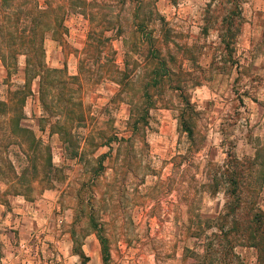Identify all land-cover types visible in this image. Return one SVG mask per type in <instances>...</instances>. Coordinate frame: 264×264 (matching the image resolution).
I'll use <instances>...</instances> for the list:
<instances>
[{
    "label": "rangeland",
    "instance_id": "rangeland-1",
    "mask_svg": "<svg viewBox=\"0 0 264 264\" xmlns=\"http://www.w3.org/2000/svg\"><path fill=\"white\" fill-rule=\"evenodd\" d=\"M104 1L113 4L109 12L120 26L111 30H116L111 46L118 67H123L126 55L132 71L141 69L134 49L140 33L134 28L149 9L163 16L174 42L188 45L174 50L172 66L177 77L188 82L199 76L188 95L201 110L196 127L204 140L179 186L174 163L180 158L173 160L172 155L183 151L186 140L177 129L175 109L159 103L150 108L145 131L131 143L120 142L118 148L116 141L85 146V134L127 135L128 103L111 99L117 88L113 80L91 82L82 75L79 94L86 115L72 126L78 154L67 155L56 133L47 138V123L43 129L38 125L40 107L32 79L21 120L48 140L58 177L36 186L30 197L24 191L14 193L17 184L11 185L2 156L17 164L21 152L12 143L0 150V201L7 207L14 196L28 201L30 209L19 227H11L9 242L0 240V264H103L98 234L106 239L107 264H195L191 257H182L184 246L200 250L199 239L187 235L192 218L188 202L200 215L212 216L221 207L223 193L193 191L190 175L203 181L205 161L218 162L227 152L250 155L253 145L264 144V0ZM62 24L59 31L44 34V62L75 74L89 22L83 14L69 12ZM148 24L157 31V19ZM226 26L232 32L228 53L220 43ZM23 59L17 56V68L8 75L0 61V99L22 82ZM176 101L170 95L171 105ZM103 152L106 156L97 160ZM258 201L264 209V180ZM233 250L243 264H257L254 248L235 245Z\"/></svg>",
    "mask_w": 264,
    "mask_h": 264
},
{
    "label": "trees",
    "instance_id": "trees-1",
    "mask_svg": "<svg viewBox=\"0 0 264 264\" xmlns=\"http://www.w3.org/2000/svg\"><path fill=\"white\" fill-rule=\"evenodd\" d=\"M117 1L123 3L125 0ZM235 5L239 6V3L236 1ZM112 6L111 2L104 0H0V61L7 75L17 68V56H24L22 82L8 89L5 99H0V150L6 151L12 143L21 152V160L17 164L8 156H2L10 171L8 179L11 185L17 184L14 193L24 191L30 197L36 186L56 179L59 171L57 163L52 160L48 140H42L21 120L22 105L30 93L32 79H36L40 107L38 125L43 129L47 123V128L43 129L47 138L56 133L67 155L75 156L79 151L72 126L86 115L79 94L83 75L91 82L101 78L113 80L117 88L111 99H126L128 103L127 135L113 133L92 138L85 134L82 137L85 146L111 145L112 141H116L118 148L120 142L131 143L135 138H141L150 108L159 103L163 107L175 109L177 129L186 140L183 151L172 155L173 160L180 158L174 163L175 185L181 184L190 161L195 159V152L204 136L196 127L201 110L190 100L188 88L199 83V76L188 82L178 78L172 66L176 59L174 50L178 48L183 51L188 45L174 42L163 16L149 9L143 12L134 28L135 32L140 33L137 36L140 38L139 44L134 49L138 53L141 69L132 71L127 66L126 55L123 67H118L111 46L116 30L113 33L111 30L114 26L115 29L120 26L113 12H109ZM69 12H79L89 22L84 44L77 54L75 74H68L64 66H49L44 62L45 32L49 29L57 32L64 28L62 21ZM153 19H157V31L148 28V23ZM224 30L227 32L220 34V43L225 53H228L232 45L228 38L232 32L229 26ZM192 63H196L194 59ZM170 95L177 98L172 105ZM226 155L218 162L205 161V180L200 181L194 174L190 175L188 184L193 191L212 194L221 190L223 201L212 216L200 215L188 202L186 209L192 218L188 215L187 235L199 239L200 250L184 246L182 257H191L195 264H243L233 249L235 245H247L254 248L256 263L264 264V209L258 201L264 180V144L253 145L250 155L237 157L232 152ZM105 156L103 152L96 157L100 160ZM98 239L103 264H107L106 239L99 234Z\"/></svg>",
    "mask_w": 264,
    "mask_h": 264
},
{
    "label": "crops",
    "instance_id": "crops-1",
    "mask_svg": "<svg viewBox=\"0 0 264 264\" xmlns=\"http://www.w3.org/2000/svg\"><path fill=\"white\" fill-rule=\"evenodd\" d=\"M20 199L10 196L8 198L10 204L7 207L0 201V240L5 244L6 241L9 242L10 234H13L11 227H19L21 220L29 215V205L26 204L28 201Z\"/></svg>",
    "mask_w": 264,
    "mask_h": 264
}]
</instances>
